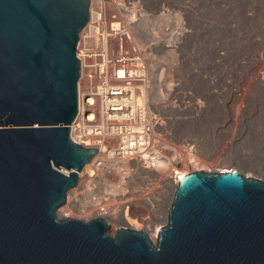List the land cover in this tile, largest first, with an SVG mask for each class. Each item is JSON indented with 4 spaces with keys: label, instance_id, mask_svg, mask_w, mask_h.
<instances>
[{
    "label": "water",
    "instance_id": "1",
    "mask_svg": "<svg viewBox=\"0 0 264 264\" xmlns=\"http://www.w3.org/2000/svg\"><path fill=\"white\" fill-rule=\"evenodd\" d=\"M89 6L0 0V264H264V184L235 170L183 176L155 243L56 218L97 154L68 138Z\"/></svg>",
    "mask_w": 264,
    "mask_h": 264
},
{
    "label": "built area",
    "instance_id": "2",
    "mask_svg": "<svg viewBox=\"0 0 264 264\" xmlns=\"http://www.w3.org/2000/svg\"><path fill=\"white\" fill-rule=\"evenodd\" d=\"M193 1L90 0L88 22L90 14L93 19L79 35L74 53L80 74L77 117L68 132L71 143L97 152L85 175L86 201L97 205L86 207L89 221H104L99 215H105L108 206L126 205L127 213L142 227V220L149 216L145 206L158 214L153 222L160 231L176 191L172 195L168 184L173 182L175 171L186 170L184 176L207 171H193L194 165L204 160L197 155V140L176 136L175 119L164 111L178 112L180 123L196 121L204 113L200 96L192 88L177 92V86H172L159 106L150 105L148 100L158 77L151 71L157 53L181 50L192 35L189 19ZM249 1L254 11L262 7L258 6L262 0ZM253 17L252 13L246 15V19ZM155 18L162 21L156 23ZM143 19L153 20L152 41L137 33ZM260 29L264 30V15ZM194 74L209 80L201 70H194ZM159 162L167 163L170 170L156 174Z\"/></svg>",
    "mask_w": 264,
    "mask_h": 264
},
{
    "label": "rangeland",
    "instance_id": "3",
    "mask_svg": "<svg viewBox=\"0 0 264 264\" xmlns=\"http://www.w3.org/2000/svg\"><path fill=\"white\" fill-rule=\"evenodd\" d=\"M251 4L249 0H194L189 19L192 35L181 50L157 53L151 71L158 77L151 87H157L163 99L172 86H177V92L192 88L202 99L204 113L196 121L180 123L178 112L164 110L175 119L177 136L202 142L195 146L204 159L200 169L235 170L264 184V30L260 29L264 0L258 4L259 11ZM250 13L254 17L246 19ZM148 28L150 38L137 33L152 41L153 20L149 19ZM194 70H201L209 80L200 79ZM57 212L61 220L78 218L64 207ZM151 213L152 222L145 228L157 221L158 214ZM118 228L115 224L108 236L115 237Z\"/></svg>",
    "mask_w": 264,
    "mask_h": 264
},
{
    "label": "bare ground",
    "instance_id": "4",
    "mask_svg": "<svg viewBox=\"0 0 264 264\" xmlns=\"http://www.w3.org/2000/svg\"><path fill=\"white\" fill-rule=\"evenodd\" d=\"M158 17H160V16H158ZM92 19H93L92 15L90 14L89 22L92 21ZM160 20L162 21L161 18L160 19H158V18L154 19V21H156V23ZM89 22H87V24H89ZM87 24L79 32V34H82L86 30ZM148 25H149V19H143L140 21L139 26L137 27V32L139 30V33L141 35H143L145 38H150V35L148 33L149 32ZM150 90L151 91L149 92V95H148L149 103H150V105L157 107L158 106L157 104L161 103L163 100L162 94H160V91L155 86L151 87ZM174 129H176V126H174ZM173 132H174V134H176L175 131H173ZM176 136H177V134H176ZM198 143L202 144V142H198ZM198 143H197V145H198ZM194 162L197 163L198 160H195ZM91 165H92V161L90 162V164L89 163L86 164L83 167V169L77 174V183L73 189H71L67 192L66 204H65V206H63L64 209L68 210V212H69L68 214L73 213L72 215L79 218V219L75 218L77 221H80V220L89 221L88 220V218L90 217V213L88 212L89 208H86V207H88V205L91 207H94V208L97 207L96 204H91V203L87 202L86 201L87 197H85L86 196L85 195L86 194V192H85L86 191V184H85L86 176L85 175H87V172L90 170ZM155 166H156V172L157 173L153 172L154 174L155 173L156 174L165 173V172L170 170V168L168 167V164L164 163V162H159L158 164H155ZM199 166H200L199 164L194 165L193 171L200 169ZM200 170H203V169H200ZM224 171H228V170L223 169L219 172H224ZM146 173L149 174L148 172H146ZM185 173H187L186 170L175 171L173 182H171V183L168 182L169 186L172 187L171 189H169V190H171L170 193L172 195H173L174 190L177 187V180H180L184 176ZM174 184H176V185L174 186ZM121 204H123V202ZM124 209H125V213L123 212ZM143 209H144V212L146 213L145 215H150V214H152L151 212H153L151 209H149L145 206H143ZM126 210H127L126 205L114 206L113 208H111V206H108L107 213H105V215L104 214L99 215L101 218L104 219V222L108 226V232L110 233L112 227L115 226V224H119L120 228H118V229L127 228V230L136 231V232L139 230H143L146 234H148L150 236L152 243H155L156 242L155 240L157 238L158 231H159L158 225L152 224V225H148L146 227L147 230H149L150 232H153V235H151L150 232H148L145 228L147 223H150L152 215H151V217L148 216V217L144 218V220H142L144 222H143V226L141 227V225L137 224L136 220L131 218V216H130L131 214H128ZM153 213L156 215V212H153ZM57 215H58V212L56 211L55 216L57 217L58 220H61V218H59ZM65 219L66 218H63L62 220H65ZM156 220H158V219H156ZM151 222H152V220H151ZM161 223H165V220ZM118 229H116V230H118Z\"/></svg>",
    "mask_w": 264,
    "mask_h": 264
}]
</instances>
